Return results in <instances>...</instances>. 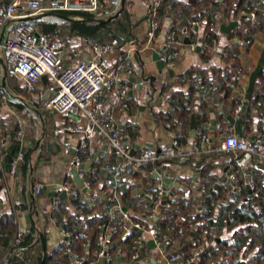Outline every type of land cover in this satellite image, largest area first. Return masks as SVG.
Listing matches in <instances>:
<instances>
[{"label":"crops","instance_id":"crops-1","mask_svg":"<svg viewBox=\"0 0 264 264\" xmlns=\"http://www.w3.org/2000/svg\"><path fill=\"white\" fill-rule=\"evenodd\" d=\"M126 1L127 8L132 14L133 37L131 39L136 40L135 50L140 52L137 53L135 51L129 56L128 41L119 40V46L115 48L110 56V61L116 66L123 65L132 69L131 75L127 74V70L121 71L120 83L134 86L132 92L136 100H131L133 105L129 111H120L117 102L118 87L104 92L102 100L106 109L116 116L121 128L130 134L135 147L142 151L157 148L160 144L172 145L176 139V134L173 129L162 122L160 115H166L171 112L170 106L177 103L174 96L178 94L192 95L191 114L196 118L201 117L204 112L202 105L205 103L207 96H210L211 90H200L199 87L191 94L190 87L192 83L181 81L182 77L191 70L202 71L206 76H210L216 90L221 87V83L217 81L219 72L231 71L238 81L234 82L229 95L226 96L225 92L214 93L217 95V99L215 101V96H213L212 102L209 103L207 108L209 122L193 128L191 127V119H185L186 127L190 131L188 142L186 146H183L186 152L189 155L192 154L193 158L197 156L194 152V143L199 133L206 134L212 139L215 138L214 144L217 146L220 142L221 134L230 128H234L236 135L244 141L257 140L263 127L262 118L264 117V112L258 108H251L248 94L251 91L253 97L256 95L264 96V91L262 92L264 74L263 80L254 78L255 72L264 56V30L254 35L253 42L248 47L244 40L238 37H231L233 31L230 34L223 33L221 25L222 23L228 25L233 21H237L240 26L247 20L263 24V19L258 17L255 11L250 14L244 12L242 20L220 19L218 26L215 28L217 40L214 42V48L212 53L205 58L203 56L204 48L201 47L203 38L201 36L202 27H200V23L198 25L193 24L191 30L189 29V23L185 20L183 25L180 26L183 30L182 38L178 41L180 44H176L177 41L173 44L172 27L176 24L174 23L175 11L170 9L167 4V13L160 20L156 39L150 40L151 13L165 0ZM124 5L125 0L120 1L119 7L114 3L112 11L104 13V15L97 17L96 20L107 21L114 18ZM256 6L263 11L262 15H264V0H259ZM61 16L63 15L56 12H45L38 16L37 19H44L48 23H57L60 26L63 25V20L84 21V17L81 16L67 17L69 19H66V16ZM186 38L192 41V45L188 46L185 44ZM109 41L108 43H110ZM68 42L73 45L72 48L66 45L64 49L59 50V55L62 57L65 66H74L78 58L87 59L93 55V49L88 44V41L72 35ZM173 45L178 47L180 53L177 57L171 59L173 61L167 62L164 70H160L152 59V52L158 50L166 54ZM193 45L195 49H193ZM198 46L201 48L199 51L196 49ZM229 51L236 55V60L230 62L226 60V54ZM234 63L237 64V67H233ZM131 78H134L135 81L132 82ZM6 81L9 90V102L6 107L0 110V150L5 154L4 166L3 168L0 167V177L5 176L6 178L0 180V215L13 213L16 231L18 228L26 231L33 224L39 233L38 238L41 240L43 256V243L45 242L46 244L47 260L48 257L53 258L56 256V252L66 238L62 235L61 228L52 218L51 213L52 202L55 198L53 197L54 186L57 184L65 183L81 191V199L89 203L91 207H94L96 204L94 195L100 196L102 200H106V203L112 200V198L108 199L104 194L105 187L111 185L112 179V187H114L113 199L117 203L110 209V214L117 221H121L123 213L131 214L134 220L138 219L139 207L145 203V196L148 193L151 194V192L157 190V183H162L171 191L177 188H190L200 191V171L198 166L192 165L190 161L168 160L156 170L160 175L159 180L154 176L156 174L154 171L148 175V180L144 182L142 179L133 177L130 172L133 166L123 161L119 154L114 149L109 148L101 139L93 138L88 142L87 149L86 147L81 148V142L85 136L69 132L65 128L69 124L82 123V119L67 114L61 115L51 110H42L41 104H44L42 98L47 92V88L35 93V96L30 99L28 98L29 96L25 95L27 99L22 95L23 89L27 91L22 82L11 74L6 75ZM41 83L47 86V82L42 80L34 89ZM165 92L169 93L167 97L163 96ZM235 102H239L238 106L244 107L242 114H236L238 106L235 105ZM16 119L26 120L29 124L21 141L15 139L16 136H13V134L17 135L16 131L11 128L12 124L10 121L14 122L15 127L17 125ZM212 120L216 121L214 131L211 130ZM20 151H23L24 155H29V170L26 178L22 175L20 176L19 172L20 166L24 161L19 166L17 176H12L11 173L7 172V159L14 155L17 156ZM84 153H87L86 158ZM79 155H83L84 170L96 171V168L98 170L97 178H95V187L87 189L90 192H84L85 188L78 184L77 178L74 176L76 169L73 163ZM211 156L212 158L208 159V162L215 167L214 174L218 178V182L224 181L228 164L227 160L232 156L217 149ZM245 163L243 171L247 176H253L255 172L264 174V161L254 158L246 160ZM87 165H89L88 170L86 169ZM119 166L123 168V171L118 178V182L115 183V173ZM78 177L80 178L79 175ZM84 182L86 181L83 180ZM37 185L42 186V191L38 195L34 193V188ZM119 187L120 191L118 190ZM125 190H129L130 193V197L127 199V206L122 196ZM63 201L66 202L65 206L70 210V214L77 212L71 202V198ZM146 203L150 205L147 201ZM124 208L127 209V212L123 211ZM161 210L162 207H159L158 216L153 219V222L148 221L150 220L149 218L147 219L146 225L148 227H154V222L162 218ZM126 222L128 226L135 225L131 219ZM141 231L145 237V245L142 247L143 255L134 264H158L156 262L158 249L157 247L151 248L149 246V242L153 240L152 237L147 234V229ZM110 239L111 236H108V240ZM153 259L155 263L152 262ZM53 262L51 261L50 264H53ZM116 262L118 264H127L120 256L116 257ZM70 264L76 263L72 259ZM88 264L108 263L97 256L96 259Z\"/></svg>","mask_w":264,"mask_h":264},{"label":"trees","instance_id":"trees-1","mask_svg":"<svg viewBox=\"0 0 264 264\" xmlns=\"http://www.w3.org/2000/svg\"><path fill=\"white\" fill-rule=\"evenodd\" d=\"M100 1L103 4L102 15L112 11L115 0ZM258 3L259 0H188L184 2L165 0L156 8L157 16L155 20L160 24L161 18L167 13L166 8L168 5L170 9L175 11L174 23L176 24L172 27L173 44L182 38L183 30L180 26L183 25L185 20L189 23V29L191 30L195 22L200 23L203 38L201 47L204 48L203 56L207 58L212 53L214 42L217 40L215 28L218 26L220 19L242 20L244 12L250 14L255 11L256 15L263 19V24L247 20L231 33V37L244 40L248 47L252 44L254 35L264 30V15H262L263 11L256 6ZM56 13L69 18L81 16L84 17V21L63 20V25L60 26L57 23H48L44 19H36L35 23L40 31L52 35L53 38L59 35L60 40L68 41L74 35L92 43L106 44L109 40H111L109 42L114 40L125 42L133 37L132 14L127 8L126 0L118 15L107 21L96 20L98 16L85 12ZM174 53H180L176 45L171 46L166 55L169 56ZM226 60L228 62L236 60V55L229 51ZM233 67H237V64L234 63ZM263 74L264 56L254 78L263 80ZM181 81L192 83L190 87L191 94L199 87L200 90H211L210 96H207L205 103L202 105L204 112L200 118H196L191 114L192 95L183 93L174 96L177 101L175 112L160 115L162 122L169 124L170 128L174 130L179 146L183 147L186 146L190 136L185 119H191V127L193 128L209 122L207 108L209 103L212 102L213 96H215V101L217 99V95L214 93L225 92L226 96L229 95L234 82L238 79L231 71L219 72L217 81L221 83V87L216 90L210 76H206L202 71L191 70L182 77ZM249 92L248 99L251 108H258L264 112V96L256 95L253 97L252 92ZM132 105L133 102H130V107ZM235 105L238 106L239 102H235ZM13 136L16 135L13 134ZM211 155L201 154L192 159L197 162L200 171L199 185L200 188L202 185L205 186V193L190 188L174 189L171 191L172 198L167 200L165 206L162 207V218L154 222L152 228L160 232V238L168 249L176 251L174 263L188 264L195 251L204 249V253L195 264H264V174L258 172L253 174L255 180L253 191L243 185L247 176L243 170H240L238 180L234 184H228L225 180L218 182V178L214 174L215 167L208 162V159L212 158ZM86 156L87 153L84 157L86 158ZM79 157L82 161L83 155H79ZM171 159L179 160L177 157H172L156 163L142 164L138 168H131V175L146 182L149 174L158 170L162 163L164 164ZM227 161L234 165L237 164L232 157ZM28 170L29 155L26 154L24 155V162L20 166V176L26 178ZM97 175V168L96 171H87L84 181L88 182L90 187L93 188L96 185L95 178H97ZM239 185L242 186L241 191L235 192L234 186ZM112 186L111 179V185L104 189L105 196L108 199L112 198V200L106 203V200L94 195L96 199L94 207L81 199L82 192L79 191L77 197L71 198L76 213L70 214V210L65 206L66 202L62 200L61 209L52 213V218L61 229L72 232L73 238H65V241L56 252V256L53 258L48 257L45 264H50L51 261H54L53 264H70L73 254L87 257L91 262L104 249L105 242L108 243L107 252L109 254L115 256V258L117 256L122 257L126 263L133 262L135 255L134 239L125 243L121 242V235L123 230L129 227L128 223L117 221L110 214V209L117 203L113 199L114 187ZM118 190L120 191V187ZM151 193L156 196L157 190ZM122 196L127 206V199L130 197L129 190H125ZM145 203L139 207L138 219L134 220L131 214H129V217L135 225L139 224L145 230H149L152 228L146 224L153 206ZM148 221L153 222V219ZM140 231H134V238L141 235L139 234ZM15 233L14 214L5 213L0 215V262L9 252L8 260L10 264H42L44 259L43 248L41 240L38 238L39 233L34 225L31 224L25 231L21 244L16 249L9 251ZM108 236H111L110 240H108ZM67 249H70L72 254L66 253ZM142 252L141 250V255H143Z\"/></svg>","mask_w":264,"mask_h":264},{"label":"built area","instance_id":"built-area-1","mask_svg":"<svg viewBox=\"0 0 264 264\" xmlns=\"http://www.w3.org/2000/svg\"><path fill=\"white\" fill-rule=\"evenodd\" d=\"M102 10L103 4L100 0H0V110L6 107L9 102L6 75L11 74L22 82L27 91L33 90L39 82L46 78L47 91L50 92V97L44 106L46 110H52L61 115H71L83 120L82 123L69 124L65 128L69 132L85 136L81 142V148H85L91 139L99 138L109 148L114 149L121 159L131 164L133 168L172 157H177L179 161H190L192 165L196 166L197 163L192 160V154L189 155L184 147L179 146L176 139L171 146L160 144L157 148L139 151L136 149L130 134L121 128L116 116L106 109L102 100L103 93L114 87H118L117 102L120 111H129L131 100H136L131 95L134 86L120 83L121 71L127 70V74L131 75L132 69L123 65L116 66L110 61V56L119 46V41L114 40L106 44L88 41L93 49V55L87 59L77 60L74 66L68 67L65 66L62 57L59 55V50L64 49L67 43L56 41L52 35L41 32L35 23L36 18L45 12H85L99 17L102 15ZM156 16L157 9H154L151 13L150 40L156 39L159 28V23L155 20ZM194 25H198V22H195ZM135 44V39L128 40L129 56L135 51L140 52L135 50ZM176 44H180V42L177 41ZM193 49H195L194 45ZM159 54L162 60L168 62L177 57L179 53L169 56L161 52ZM168 94L165 92L163 96L167 97ZM243 110V106H238L236 114H242ZM170 111L175 112L173 105L170 106ZM262 124L263 130L258 139L254 141L240 139L236 135L235 129L230 128L221 134L217 146L210 136L199 133L194 143V152L197 156L201 154L211 155L217 149L230 154L237 164H227L224 180L228 184H234L238 180L240 170H243L246 160L257 158L264 161V117ZM167 127L170 125L167 124ZM23 135L24 132L21 130L15 139L21 141ZM135 149L136 153L132 155ZM23 161L24 152L20 151L11 163V172L9 173L12 176H17L19 166ZM4 162L5 154L0 150L1 168H3ZM73 165L80 178L84 180L87 171L84 170L80 157L75 158ZM122 171L123 168L119 166L115 173V183L118 182ZM154 173L159 174L158 171ZM2 179H6L5 176L0 177V180ZM243 185L253 191L255 188L254 177L252 175L246 176ZM82 186L85 189H90L88 182H84ZM241 189L242 186L240 185L234 186L235 192H240ZM41 191V185L34 188L36 195L40 194ZM54 191L57 196L53 199L51 213L61 209L62 199L59 197L61 193H66L68 198L77 197L79 194L78 190L65 183L55 185ZM205 191L206 188L202 185L200 192L205 193ZM145 198L153 206L152 213L149 215L151 220L158 216V208L165 206L167 200L172 198V192L162 183H157L156 196L148 193ZM121 221H130L128 213H123ZM16 223L18 224L17 221ZM135 228L145 231L139 224H136L126 227L121 235V242L123 243L134 239L135 255L130 264H134L141 257L140 251L145 245L143 234L134 238ZM61 233L66 238H73V233L70 231L61 229ZM24 234L23 229H17L14 238L11 240L9 251L16 249L21 244ZM147 234L152 237L158 249L156 257L158 264H179L174 263L176 251L167 248L157 229H149ZM107 244L105 242V247L98 253V257L106 260L108 264H118L115 256L107 252ZM66 253L72 254L70 249H67ZM203 253L204 249L195 251L188 264H195ZM8 254L9 252L6 253L0 264H10ZM72 257L76 264L90 263L87 257H81L78 254H73Z\"/></svg>","mask_w":264,"mask_h":264},{"label":"water","instance_id":"water-1","mask_svg":"<svg viewBox=\"0 0 264 264\" xmlns=\"http://www.w3.org/2000/svg\"><path fill=\"white\" fill-rule=\"evenodd\" d=\"M61 17H64V16H61ZM65 18H66V19H69V18H67V17H65ZM36 19H37V18H36ZM238 26H239V22H237V21H233V22H231V23L228 24V25L222 23V25H221V31H222L223 33H226V34H230V33H231L232 31H234ZM185 44L188 45V46H189V45H192V41H191L190 39L186 38V39H185ZM196 49H197V51H199L201 48H200V46H198ZM159 53H160V52H159L158 50H157V51L154 50V51L152 52V59H153L154 62H156L157 66H158V68H159L160 70H164V69L166 68V66H167V62L164 61V60H162V58H161V56H160ZM171 61H173V60H171ZM44 81H46V78H44ZM131 81L134 82L135 79H134V78H131ZM138 82H140V80H138ZM139 87H140V86H139ZM131 95H133V92H131ZM49 97H50V92L47 91V92L44 94L43 98H42L43 102L45 103V102L49 99ZM215 126H216V121H215V120H212V122H211V130H212V131H214ZM215 140H216L215 138L212 139L213 142H214ZM136 149H138V147H136ZM136 149L133 150L132 155H135V153H136ZM114 151H115V150H114ZM16 157H17V156L14 155V156H11L10 158L7 159V163H8L7 172H11V163H12V161H13ZM86 169H87V170L89 169V165L86 166ZM74 176L77 178V182H78V184L82 186V185H83V180H82L81 178L78 177V173H77V172L75 173ZM154 176H155L156 178H159V177H160V175H159L158 173H156ZM83 191H84V192H90V191L87 190V189H84ZM56 196H57V194L54 192V193H53V197H56ZM59 197H60L62 200H67V199H68V195H67L66 193H61V194L59 195ZM123 211H124V212H127V209L124 208ZM135 230L138 231L137 228H135ZM140 233L142 234L143 232L140 231ZM43 245H44V259H43L42 264H45V263H46V260H47V248H46V244H45V242L43 243ZM149 246H150L151 248H155V247H156V245H155V243H154L153 240L149 242ZM139 259H141V258H139ZM152 262L155 263V260L153 259Z\"/></svg>","mask_w":264,"mask_h":264},{"label":"rangeland","instance_id":"rangeland-1","mask_svg":"<svg viewBox=\"0 0 264 264\" xmlns=\"http://www.w3.org/2000/svg\"><path fill=\"white\" fill-rule=\"evenodd\" d=\"M120 1L121 0H115V3L117 4V7H119L120 6ZM60 38V36L59 35H57V36H54V39L56 40V41H64V42H66L67 43V47H69V46H71V48H72V44L71 43H69L68 41H65V40H60L59 39ZM71 44V45H70ZM81 59H83V57H80V58H78V60H81ZM45 88H47V86L46 85H43L42 83L41 84H39L38 85V87L36 88V89H33V90H28V91H25L24 89H23V96H29L28 98L30 99V98H32V97H34L35 96V93H39V91L41 90V91H43V90H45ZM25 96V97H26ZM27 98V97H26ZM27 98V99H28ZM41 108H42V110H45L46 111V108H45V106H44V104H41ZM52 111V110H51ZM11 122V124H12V126H11V128L12 129H14L15 131H16V134H18L21 130L24 132V134L26 133V131H27V128H28V126H29V124H28V122H26V120H19V119H16V123H17V125H15V127H14V122L13 121H10Z\"/></svg>","mask_w":264,"mask_h":264}]
</instances>
